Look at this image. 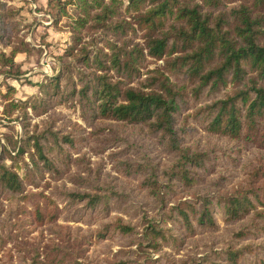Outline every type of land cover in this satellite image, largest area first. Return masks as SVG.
<instances>
[{"label":"trees","instance_id":"trees-1","mask_svg":"<svg viewBox=\"0 0 264 264\" xmlns=\"http://www.w3.org/2000/svg\"><path fill=\"white\" fill-rule=\"evenodd\" d=\"M47 6L56 22L68 16L72 42L59 55L58 72L39 83V93L29 101L32 111L43 112L53 102L73 105L76 101L84 120L106 119L135 127L154 137L161 151L171 155L167 162L144 153L116 159L114 166L120 173L138 179L128 190L116 188L99 175V166H89L93 179H82L90 184L88 189L61 191L67 205L83 202L87 210L100 206L108 212L115 202L135 203L142 213L141 230L130 219L116 215L94 229L93 235L126 237L140 250L152 251L163 245L181 248L197 227L216 229L219 212L225 224L239 225L231 229L222 252L203 257L206 264H243L247 254L252 258L244 264H264L261 244H239V240L264 235V165L260 162L229 189L192 190L207 180L204 173L215 164L217 151H224L235 163L241 147L221 148L193 139L199 127L228 140L256 143L264 150V0H47ZM14 11L0 1V38ZM134 23L144 28L143 42L134 39ZM27 48L28 42L19 39L9 53L0 51V62L13 65L15 54ZM148 56L163 62L146 67ZM1 96L7 92L0 90ZM5 104L6 111L20 106L28 117L25 102L8 100ZM42 123L35 124L18 145L7 134L8 144L17 146V155L29 150L39 171L61 174L68 168V147L75 139L54 127L51 117ZM108 125L118 138L116 125L120 124ZM211 179L228 182L229 176ZM23 186L17 171L0 163V192L13 196ZM135 190H143L152 201V208L159 211L157 217H148L140 204L131 201ZM187 190L193 191L192 196L180 197ZM43 195L46 200L36 209L38 217L47 204L55 205ZM59 251L46 260L34 256L23 264H57L68 253ZM189 260L186 255L180 264ZM59 264L89 263L72 256ZM111 264L132 263L120 257Z\"/></svg>","mask_w":264,"mask_h":264},{"label":"rangeland","instance_id":"rangeland-1","mask_svg":"<svg viewBox=\"0 0 264 264\" xmlns=\"http://www.w3.org/2000/svg\"><path fill=\"white\" fill-rule=\"evenodd\" d=\"M0 1L15 10L12 17L8 18L6 28L1 30L4 36L0 38V51L9 53L13 45H19L21 38L28 42L26 50L15 54L13 65L0 62V90L2 93L7 92V96L0 97V153H3L0 154V163H5L17 171L24 184L23 190L16 195L0 192V264H23L24 260L30 261L34 256L46 260L57 248H60L59 252L68 251L66 259L73 256L89 264H111L120 257H126L132 264H180V259L186 255L190 257L189 264H206L203 259L205 255L213 256L216 252H222L230 238L231 229L239 224H225L219 212L216 229L201 230L197 227L179 249L163 245L159 251L140 250L137 244H129L130 239L126 237L99 239L93 235L94 229L116 215L130 219L136 224L137 230H141L143 220L139 215L142 213L133 202L140 204L148 217H157L159 211L152 208V201L145 196L143 190L132 192L134 197L130 199L133 205L115 202L108 212H104L100 206L87 210L83 202L67 205L61 191L71 188L88 189L90 184L84 183V180H87L86 177L93 179L92 174L88 173L89 166L93 169L99 166V175L108 178L116 188L128 190L135 187L138 179L120 173L114 166L116 159L140 157L144 153L155 160L167 162L171 155L161 151L154 137L143 135L135 127H127L106 119L92 122L84 120L76 101L73 105L70 102H53L43 112L32 111L29 101L39 93V83L58 72L61 65L59 55L71 45L69 18L64 15L56 22L47 6V0ZM67 9L71 11L68 5ZM134 25L137 33L134 39L143 42L144 28L135 23ZM148 59L146 67L149 68L163 62L162 58L148 56ZM146 67L141 68V71H145ZM7 70L11 74H6ZM8 85H11V90ZM8 100L19 104L25 102L28 117H24L20 106L6 111L4 106L6 107ZM50 117L54 119V127H60L62 132L69 133L75 139L74 145L68 147L71 154L68 168L58 175L47 170L39 171L32 164L29 150L17 155V146L8 144L6 138L7 134L12 135L17 139L16 145L23 143L25 135L34 129L35 124L40 126ZM109 123L111 126L120 124L116 125L118 138H115L116 133L107 129ZM192 124L198 128L195 120H192ZM192 138L216 143L221 148L241 146L235 163L230 161L227 153L217 151L215 164L209 165L204 173L208 176L207 180L193 187L192 190L196 192L229 189L246 172L260 165V162L264 165V150L261 149L263 146L256 143L228 140L225 136L208 133L200 127ZM3 144L8 150L2 151ZM29 148L34 151L33 147ZM218 175H228V182L211 179ZM43 194L53 199L55 205H45L43 215L38 217L36 209L43 206L46 200ZM192 194L193 191L187 190L180 197H190ZM172 203L173 201L169 202ZM248 241L257 242L264 248V235L239 240V244ZM250 258L252 256L247 254L243 264ZM66 259L58 261L57 264L64 263ZM45 263L56 264L54 261Z\"/></svg>","mask_w":264,"mask_h":264}]
</instances>
